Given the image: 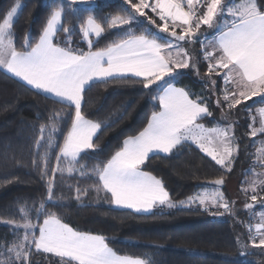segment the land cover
<instances>
[{"label": "snow or ice", "instance_id": "6c2138e0", "mask_svg": "<svg viewBox=\"0 0 264 264\" xmlns=\"http://www.w3.org/2000/svg\"><path fill=\"white\" fill-rule=\"evenodd\" d=\"M125 3L130 5V8L125 9L127 15L105 18L104 21L108 29L121 30L122 38L106 48L93 50L94 44L90 37L94 36L98 41L106 29L90 16L80 27V34L88 44V50L84 51L73 47V28L64 22L69 12L75 15L79 8L76 0H49L48 6L53 10L38 39L33 42L32 34L27 33L23 43L19 44L14 26L23 6L17 0L0 18V68L46 94V98H51L54 103L74 109V115H62L54 111L49 117V124L40 128L41 137L36 141L37 147L44 142L47 130V145L51 148V134L58 130V125L65 122L66 117L71 119V127L64 137L63 145H57L60 152L56 157L57 167L51 170L53 176L63 171L59 167L62 159L68 161L67 172L71 174L75 170L74 166L83 159L82 154L87 155V150L96 148L93 138L101 124L87 119L82 111V104L86 103V90L96 83L127 79L129 74L141 78L139 82L144 89L151 90L155 86L158 95L152 99L158 101L160 111L152 113L143 130L136 136L126 138L122 147L106 162L100 161L93 166L91 175L87 173V165H80L79 169L82 177L95 178L96 191L103 190L110 194L112 204L147 212L156 205L174 206L169 201V193L163 182L142 171L150 153L171 154L190 140L216 164L230 171L235 151L229 129L205 130L198 123L212 115L207 103L200 97L193 99L192 93L173 83L179 75L175 69L189 68L193 63L191 55L179 42L195 40L201 25L212 28L214 22L221 21L226 14L231 16V22L226 23L223 29H218V37L211 42L212 51L203 47L204 58L209 61V74L216 72L219 75L218 70H226L222 77L226 85L235 83L240 88L237 93L230 92L226 87L223 102L217 100V106L223 107L227 103L231 109L252 97L264 100V0H242L235 7H229L224 0H203V3L201 0H187V10L182 0H155L154 3H149V0H125ZM65 5L72 7L66 10ZM201 8L206 10L201 12ZM145 9L155 13L164 22L163 25H156V21L147 16ZM169 22L172 25V40L160 35L169 32ZM144 24L147 26L140 34L133 31L134 27ZM152 25H156L159 31H153ZM177 27L181 29L179 33L175 30ZM61 32L65 38L58 41ZM173 49L178 54L183 52L184 59L173 60ZM233 74L239 77L238 81H233ZM260 115L261 127L253 129L252 136H256L257 131L264 133V109L260 110ZM214 139L223 145L222 152L218 153L210 147ZM259 151L261 166L264 167V148ZM41 159L44 161L43 179L48 175V153L45 152ZM223 183L222 178L214 181L215 185ZM258 184L264 186V179L249 183L253 202L258 199ZM249 188L244 189L245 194ZM76 191L79 199L82 190L77 188ZM47 192V200L40 201L38 207L25 209V222L15 225L17 229L23 228L24 234L19 241L6 248L7 256L0 260V264H34V254H54L61 258V264H147L140 258L117 255L108 246L104 236L76 231L62 223L56 213L48 211L46 207L53 199L52 180L48 182ZM86 193L87 190H83V194ZM198 199L202 205L210 202L219 204L226 211L230 210L229 203L223 202L220 193L206 194ZM191 201L192 198H189ZM259 202L264 205V198ZM244 207L251 209L253 204L245 203ZM29 211L35 213L36 219L44 216L43 223L33 224ZM249 227L251 229L252 226ZM254 228L255 233L250 230L249 239L253 247L264 248V213H261L260 222Z\"/></svg>", "mask_w": 264, "mask_h": 264}, {"label": "trees", "instance_id": "16d2710c", "mask_svg": "<svg viewBox=\"0 0 264 264\" xmlns=\"http://www.w3.org/2000/svg\"><path fill=\"white\" fill-rule=\"evenodd\" d=\"M87 1H95L96 4L79 6L75 15L69 12L64 21L66 26L73 28V47L88 50L87 41L80 34V27L90 16L106 29L98 41L92 39L93 50L118 42L123 36L122 31L108 29L104 21L105 18L127 15L125 9L130 8V5L125 0H76V3ZM16 2L17 0H0V18ZM20 2L23 8L14 26L18 44L23 43L27 33L32 34L35 42L53 8L48 6L49 0ZM64 7L68 10L72 6ZM185 7L187 8L186 5ZM145 12L156 21V25H163L164 22L150 9H145ZM156 25H152V28L158 32ZM146 26L147 24L134 27L133 31L140 34ZM218 29L222 28H200L195 41L186 43L194 48L200 71L198 74L190 69L176 71L179 75L173 81L176 87L192 93L193 99L200 97L207 103L212 115L198 122L207 128L214 123H221L222 114L233 117L242 108L254 110L264 106L261 97L245 102L240 108H235L236 111L234 108L229 109L227 103L223 107L217 106V100L223 102V75L215 72L209 74V62L204 59L203 47H206V39L216 34ZM171 30L172 25L169 23V32L160 35L172 40ZM175 30L179 33L181 29ZM63 38L65 34L59 33L57 40ZM139 81V78L134 77L111 80L108 83H96L86 90V103L82 104V111L87 119L101 124L94 139L96 148L87 150V155L82 154L83 159L74 166L75 170L71 174L67 172L68 161L62 159L59 167L63 171L53 176L51 170L57 167L56 157L60 152L57 145H63L64 137L71 127V119L66 117L65 122L58 125V130L51 134V148L47 145V130L44 142L37 147L36 141L41 137L40 128L49 124V117L54 111L62 115H74V109L65 104L54 103L51 98H46V95L0 68V221L23 224L25 209L38 207L40 201L47 200V185L52 180L53 199L46 205L47 210L55 212L62 223L76 231L104 236L108 246L117 255L140 258L147 264H257L212 255H195L172 248L239 254L241 249L237 232L228 218L213 217L209 210L201 207L175 208L168 212H160L163 210L160 209L150 214L116 209L111 203L110 194L103 190L96 191L94 177L89 179L81 176L80 165H87V173L91 175L93 166L100 161L106 162L122 147L126 138L136 136L143 130L153 112L160 111L158 101L152 99L158 95V90L155 86L151 90L144 89ZM225 123L227 125L229 122ZM261 137L264 138V135ZM45 152L48 153V175L42 179L44 161L41 157ZM142 171L163 182L173 204H179L211 186V181L222 178L226 183L231 179L230 172L216 164L195 143L190 142H185L171 154L151 156L142 166ZM77 188L82 190L79 199ZM85 189L87 193L83 194ZM28 215L33 224H42L45 218L41 216L36 219L33 211H29ZM241 230L240 233L249 243L248 226ZM23 234V229L0 224V253H3L0 260L6 258V248L19 241ZM261 249L263 248L242 254L244 257L258 256L261 255L258 252ZM32 260L34 264H61V258L53 254H34Z\"/></svg>", "mask_w": 264, "mask_h": 264}, {"label": "rangeland", "instance_id": "374dc122", "mask_svg": "<svg viewBox=\"0 0 264 264\" xmlns=\"http://www.w3.org/2000/svg\"><path fill=\"white\" fill-rule=\"evenodd\" d=\"M226 1L227 5L230 7L231 5H236L237 0H224ZM21 3V2H20ZM22 4V3H21ZM23 6V4H22ZM237 6V5H236ZM206 10V9H205ZM204 10V11H205ZM232 20V17L229 15H225V17L219 21L214 22V27L222 28L226 23ZM205 28H209L207 25ZM91 39H96L94 36L90 37ZM209 38L207 39V41ZM193 42V41H191ZM183 45H186L185 42H182ZM208 49L211 48V41H208L206 44ZM204 56V55H203ZM205 59V58H204ZM206 60V59H205ZM208 61V60H206ZM209 62V61H208ZM240 105L234 107L233 110H237ZM237 108V109H235ZM242 108V107H241ZM250 114H245V109L238 110L237 114L233 117H229V126H222L223 128L229 129V136L231 138L232 146L235 149L233 152V159L230 165L231 170L229 171L225 168L228 172H230L231 179L226 181L225 186L223 188L209 186L205 189L199 191L192 197V201L189 202V198L184 203L173 204V207H168L167 205L163 210L160 212H168L175 208H192V207H201L205 210H209L210 214L213 217L219 218H228L231 220L233 225L235 226L238 240L240 242V253L231 255L225 253H217V252H206L203 250H196V249H188L183 247H172L173 249L186 251L191 254L195 255H212L216 257H222L229 260L239 261L244 260L246 262L257 263V264H264V248L259 250L258 256H246L242 253H246L248 251H253L254 249H260L259 247H253L252 241L249 239V243L245 240L244 236L240 233L242 227L248 226V232L255 233L254 226L260 222L261 213H264V205L260 204V200L264 198V186L257 185V193L258 199L256 202L251 200V189L249 188V183L253 180H261L264 179V167L261 166V154L260 149L264 148V139H257L255 136L251 135L253 130H250L248 126V117ZM252 117V116H251ZM252 120V118L250 119ZM249 120V121H250ZM219 128V127H218ZM221 128V127H220ZM214 150L218 153L222 152L223 145L220 143L219 140L214 139L213 143L210 145ZM235 159H239V161H234ZM238 163V164H237ZM239 165V166H238ZM223 167V166H222ZM249 188L247 194H245L244 189ZM220 193L222 194L224 200L223 202H227L230 205V210L226 211L223 207H220L219 204H212L210 202H206L205 204L199 203V197L204 196L206 194H215ZM245 203L253 204L251 209H246L244 207ZM218 212V213H217ZM0 224L8 225L12 228H15L16 224L19 223H7L6 221H0ZM22 225V224H21ZM252 226L251 229L249 226ZM23 229V228H19ZM240 230V231H239ZM259 237H257L256 242L258 243ZM261 252V253H260Z\"/></svg>", "mask_w": 264, "mask_h": 264}, {"label": "crops", "instance_id": "0c3cea01", "mask_svg": "<svg viewBox=\"0 0 264 264\" xmlns=\"http://www.w3.org/2000/svg\"><path fill=\"white\" fill-rule=\"evenodd\" d=\"M80 1H85V0H80ZM155 2V0H149V3H154ZM194 2H195V0H194ZM225 3H226V1H224ZM242 2V0L241 1H237V3H236V5H239L240 3ZM182 3L184 4V6L186 5L187 6V0H182ZM201 3H203V0H201ZM227 4V3H226ZM236 5H231L230 7H235ZM185 10H187V8L185 7ZM205 9L204 8H201L200 9V11L201 12H203ZM231 21H229L228 23H230ZM170 24H171V22H169ZM205 26L206 25H201V27L200 28H205ZM177 28H179V27H177ZM213 28V27H212ZM215 28H219V27H215ZM224 27H222V29H223ZM201 31V30H200ZM218 35H219V31L216 33V34H214L212 37H210L209 38V40L208 41H214L217 37H218ZM208 39V38H207ZM207 39H206V44H207ZM181 45H182V47L184 48V50H186L190 55H191V57H192V64H190V67L189 68H177V69H175V71H179V70H185V69H190V70H192L193 72H195L196 74H198L199 73V71H200V69H199V64H198V62H197V57H196V53H195V50H194V48H192L191 46H189V45H183L182 44V42H179ZM205 44V45H206ZM209 51H212V45H211V48L210 49H208ZM172 59L173 60H182V59H184V55H183V52H181V53H177V51L175 50V49H173L172 50ZM2 69V68H1ZM4 70V69H3ZM4 71H6V70H4ZM219 71V74L220 75H223L224 74V71H226V70H218ZM8 74H10V73H8ZM215 74H216V72H215ZM11 75V74H10ZM129 77H131L130 76V74H129ZM16 78V77H15ZM135 78V77H134ZM16 79H18V80H20L19 78H16ZM139 79H141V78H139ZM232 79H233V81H238L239 80V77L238 76H236L235 74H233V77H232ZM20 81H22V80H20ZM23 83H25L26 84V82H24V81H22ZM29 86V85H28ZM31 87V86H30ZM179 88V87H178ZM34 89V88H33ZM231 90H232V92H239L240 91V88L239 87H237V85L235 84V83H231ZM36 91H38V90H36ZM43 94V93H42ZM44 95H46V94H44ZM255 98H257V97H252L251 99H249V100H244V101H242V103L241 104H239L240 106L241 105H243L245 102H248V101H250V100H252V99H255ZM245 109V108H244ZM261 109H264V106L263 107H260V108H257V109H254V110H250V109H245V114H250L251 116L250 117H248V126L247 127H249V129L250 130H253V129H259L260 127H261V124H260V121H261V119H262V117H261V115H260V110ZM221 120H222V122L221 123H214V124H212V126L210 127V128H207V127H204V129L205 130H210V129H214V128H223L222 126H229V123L226 125V123L225 122H229V120H228V118L229 117H227L226 116V114H222L221 115ZM232 117V116H231ZM205 118V117H204ZM252 118V120H250ZM202 120V119H201ZM250 120V121H249ZM200 121V120H199ZM198 121V122H199ZM99 133V130H98V132H97V134ZM264 135V133H261V132H259V131H257V134H256V136L255 137H259V139H264L263 137H261V136H263ZM97 136V135H96ZM95 136V137H96ZM95 137L93 138V141H94V139H95ZM187 142H190V143H192V141H187ZM157 154H160V155H167L166 153H162V152H154V153H150V156H149V158L151 157V156H153V155H157ZM237 159H235L234 161H236ZM169 201H170V199H169ZM165 206L166 205H163V206H161V205H156V206H154L152 209H150L149 211H147V212H144V211H141V212H137L136 210H134V209H127V208H121V207H118V206H116V205H114V207L116 208V209H120V210H129V211H132V212H135V213H138V214H150V213H152L153 211H157V210H160V209H163V208H165ZM54 255V254H53Z\"/></svg>", "mask_w": 264, "mask_h": 264}, {"label": "water", "instance_id": "95a60500", "mask_svg": "<svg viewBox=\"0 0 264 264\" xmlns=\"http://www.w3.org/2000/svg\"><path fill=\"white\" fill-rule=\"evenodd\" d=\"M79 6H84V5H95L96 2L95 1H87V2H78L77 3ZM215 181V180H214ZM214 181H211L209 184L211 186H215V187H220L223 188L225 186V182L222 185H215Z\"/></svg>", "mask_w": 264, "mask_h": 264}, {"label": "built area", "instance_id": "2783aa9c", "mask_svg": "<svg viewBox=\"0 0 264 264\" xmlns=\"http://www.w3.org/2000/svg\"><path fill=\"white\" fill-rule=\"evenodd\" d=\"M192 41H195V40H192ZM228 88L229 89V91L230 92H232V90H231V83H228L227 85H226V83H225V81H224V79H222V94H221V98L223 99V95H224V91H225V88Z\"/></svg>", "mask_w": 264, "mask_h": 264}]
</instances>
